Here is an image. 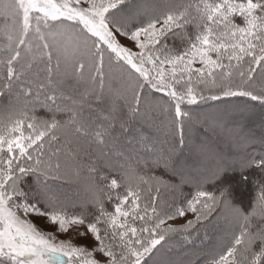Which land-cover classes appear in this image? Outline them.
Returning a JSON list of instances; mask_svg holds the SVG:
<instances>
[{"label": "snow or ice", "instance_id": "obj_1", "mask_svg": "<svg viewBox=\"0 0 264 264\" xmlns=\"http://www.w3.org/2000/svg\"><path fill=\"white\" fill-rule=\"evenodd\" d=\"M0 264H264V0H0Z\"/></svg>", "mask_w": 264, "mask_h": 264}, {"label": "rangeland", "instance_id": "obj_2", "mask_svg": "<svg viewBox=\"0 0 264 264\" xmlns=\"http://www.w3.org/2000/svg\"><path fill=\"white\" fill-rule=\"evenodd\" d=\"M256 110H259V109H256ZM253 112L255 113L254 115H252ZM253 112L250 115H247L246 119H248L249 121H258L260 115H257V114H260V113L258 111H253ZM196 138H198V137H194V139H196Z\"/></svg>", "mask_w": 264, "mask_h": 264}, {"label": "trees", "instance_id": "obj_3", "mask_svg": "<svg viewBox=\"0 0 264 264\" xmlns=\"http://www.w3.org/2000/svg\"><path fill=\"white\" fill-rule=\"evenodd\" d=\"M256 109H259V110H256ZM253 111H258L259 113H261V109H260V107L257 105V107L253 110ZM255 113L253 112V114L252 115H254ZM257 115H260V114H257ZM217 143H219V142H217ZM221 146H222V144H221ZM239 194H241V195H246V193H239Z\"/></svg>", "mask_w": 264, "mask_h": 264}]
</instances>
